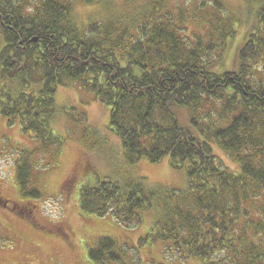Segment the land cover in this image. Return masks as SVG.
<instances>
[{"label": "trees", "instance_id": "1", "mask_svg": "<svg viewBox=\"0 0 264 264\" xmlns=\"http://www.w3.org/2000/svg\"><path fill=\"white\" fill-rule=\"evenodd\" d=\"M163 4L144 10L140 23L83 26L66 2L0 0V115L42 147H60L55 94L77 86L106 107L108 129L129 162L167 159L186 178L180 193L141 180L85 184L82 214L109 215L128 227L155 210L162 215L154 214L144 240L160 242L169 260L264 264V35L254 28L245 35L228 70L222 53L236 31L227 9L213 1L218 16L192 10L207 25L193 35L185 26L189 12L160 14ZM256 17L264 27V1ZM87 252L93 264H141L109 238Z\"/></svg>", "mask_w": 264, "mask_h": 264}, {"label": "rangeland", "instance_id": "2", "mask_svg": "<svg viewBox=\"0 0 264 264\" xmlns=\"http://www.w3.org/2000/svg\"><path fill=\"white\" fill-rule=\"evenodd\" d=\"M57 1L71 4L74 20L83 26L106 20H121L128 25L144 10L150 11L156 2L163 1L164 9L157 11L160 14L179 8L189 12L185 26L193 35L203 33L207 25L192 10L218 16L221 12L211 8V3L219 1L236 31L225 41L222 53L223 68L228 70L234 68L236 50L245 35L253 28L264 35L263 25H256V12L264 0ZM202 3L205 7L201 9ZM3 46L0 37V49ZM258 74L264 77V72ZM55 104L52 128L64 140L57 148L54 144L42 147L24 135L18 125L9 126L0 115V264H93L87 251L106 238L113 240L117 249L126 248L141 264L149 260L153 264H201L196 260H169L171 256L164 253L160 242L144 240L156 220L154 214L162 215L155 210L153 215L144 214L139 224L128 227L119 226L109 215L81 213L79 189L85 184L106 179L124 185L141 180L149 189L180 193L186 187V178L183 171L172 170L167 159L158 164L129 162L120 139L108 129L106 107L77 86L58 88ZM217 155L227 167L236 169L224 154ZM16 163L18 171L27 168L28 172H18ZM24 175L27 179L22 184Z\"/></svg>", "mask_w": 264, "mask_h": 264}, {"label": "bare ground", "instance_id": "3", "mask_svg": "<svg viewBox=\"0 0 264 264\" xmlns=\"http://www.w3.org/2000/svg\"><path fill=\"white\" fill-rule=\"evenodd\" d=\"M71 5V4H70ZM72 6V5H71ZM73 7V6H72ZM141 17H142V13L140 14V17H139V19L138 20H136V21H138V23H140V19H141ZM136 21H134V23H137ZM133 23V22H132Z\"/></svg>", "mask_w": 264, "mask_h": 264}]
</instances>
